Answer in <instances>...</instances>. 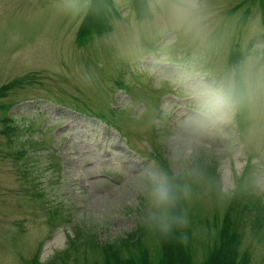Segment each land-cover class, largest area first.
<instances>
[{
	"label": "rangeland",
	"instance_id": "rangeland-1",
	"mask_svg": "<svg viewBox=\"0 0 264 264\" xmlns=\"http://www.w3.org/2000/svg\"><path fill=\"white\" fill-rule=\"evenodd\" d=\"M262 4L202 0L196 35L149 0H78L73 11L65 0H0V264H91L88 244L119 241L150 263L175 259L147 227L152 162L186 170L176 214L187 223L169 236L176 262L204 264L218 238L217 263L264 264V214L257 222L233 200L244 192L264 206V90L220 114L188 165L171 157L200 88L264 44Z\"/></svg>",
	"mask_w": 264,
	"mask_h": 264
},
{
	"label": "clouds",
	"instance_id": "clouds-1",
	"mask_svg": "<svg viewBox=\"0 0 264 264\" xmlns=\"http://www.w3.org/2000/svg\"><path fill=\"white\" fill-rule=\"evenodd\" d=\"M65 3L68 11L78 10V0H65ZM149 9L154 14L165 13L177 31L196 35L203 31L202 0H149ZM261 90H264V44H256L221 79L200 88L194 111L184 120L174 139L173 162L179 167L189 163L199 137L219 115ZM142 194L148 208L149 230L167 238L174 234V229L185 227L186 219L177 215L175 209L181 200L188 198V186L178 184L177 178L156 162L143 170Z\"/></svg>",
	"mask_w": 264,
	"mask_h": 264
},
{
	"label": "trees",
	"instance_id": "trees-1",
	"mask_svg": "<svg viewBox=\"0 0 264 264\" xmlns=\"http://www.w3.org/2000/svg\"><path fill=\"white\" fill-rule=\"evenodd\" d=\"M251 1H256V0H251ZM241 2H239L238 5H240ZM238 5L234 4L232 8L234 9ZM261 7H262V10L264 11V4H262ZM81 24L82 23H80V25ZM80 25L78 26V28L80 27ZM3 107H4V105H2L0 107L2 111H4ZM4 114H3V118L5 121H8L11 119L10 116L6 117ZM12 129H13V126H11L10 130H12ZM20 152L21 151H19V153ZM247 164H249V160H248ZM162 167L165 170H167L169 172V174L171 175L169 168L167 167V165L165 163L162 164ZM174 174H175L174 176L177 178V182H179L181 180L184 181V176H186V170H184L183 172L174 173ZM248 175H249V173L247 174V177H248ZM238 195H239L238 197H236L234 195L233 200L238 201V199H241L240 202L242 203L243 208H248V207L251 208L254 211V217L253 218L257 222H260L261 216H262V214H264V210L261 212V210H262V208H264V206H262L261 203L259 201H257L254 197L245 196L244 192H241ZM184 202L187 206V199H183V204H184ZM181 205H182V200L178 203V205L175 209L176 213L178 212ZM229 206H232L231 202L229 203V205H227L226 210L230 208ZM228 216H229V211H226V213L224 214V217H225V225H227V226H229L233 223V220L227 218ZM239 219H240V213H238L236 215V220L238 221ZM186 230H187V233L184 236H186V238H187L189 233H191V230H190V228H187ZM177 231L175 229L173 230V232H174L173 236L179 237V233ZM158 234L159 233L157 232V235ZM158 237H160L162 239V245H167L166 241L170 242V244L173 248H171L167 245L170 248V251L168 253L176 259V249H175L174 244L177 242L173 241L176 238L175 237L173 239L170 237L165 238V237L161 236L160 234L158 235ZM217 241H219V244L216 245ZM236 241H237V239H236ZM225 244H226L225 241H222V240H219L218 238H216L212 247L209 248V251L206 255L204 264H219V263H217V260L222 259L221 253H222V249H223ZM88 246L90 249L91 248H93V250L95 248L97 249L96 254L98 256L93 257L90 260L91 264H186V262L182 258L179 259V262H176L175 259L170 260V259H167L166 257H163L162 254H167L165 252L159 253L158 256L156 257V260L154 261V263L147 262L146 260L144 261V250L142 248H141V256L143 257V259H139L140 257H136L131 252L130 248L128 246H126L124 244V242L122 243L121 241L113 243V244L101 242V243L95 244V245L88 244ZM232 250L235 251L236 247L230 246V250H227V252H229L231 254V256H232ZM68 254L69 253L66 252L65 254L62 255L63 262H64V258L68 257ZM35 264H39V263H35Z\"/></svg>",
	"mask_w": 264,
	"mask_h": 264
}]
</instances>
